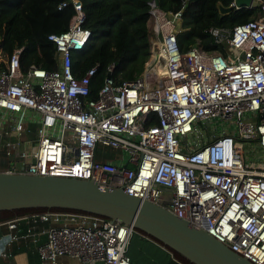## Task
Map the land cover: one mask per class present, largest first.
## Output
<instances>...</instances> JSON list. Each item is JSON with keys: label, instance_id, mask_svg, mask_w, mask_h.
<instances>
[{"label": "built area", "instance_id": "built-area-1", "mask_svg": "<svg viewBox=\"0 0 264 264\" xmlns=\"http://www.w3.org/2000/svg\"><path fill=\"white\" fill-rule=\"evenodd\" d=\"M187 1L174 11L148 1L150 54L142 71L117 81L109 63L95 97L89 93L98 64L80 76L72 68V52L91 37L82 0L57 4L73 14L65 30L47 35L56 68L23 67L24 45L5 53L0 37V170L121 187L264 264V0H230L232 9L257 13L232 27L209 26L217 48L197 41L181 50L176 34ZM27 217L31 226L7 241L31 235L39 264H63V256L132 264L131 224L67 209ZM17 219L8 227L17 228ZM40 223L42 240L33 236ZM167 251L178 264H193Z\"/></svg>", "mask_w": 264, "mask_h": 264}, {"label": "trees", "instance_id": "trees-1", "mask_svg": "<svg viewBox=\"0 0 264 264\" xmlns=\"http://www.w3.org/2000/svg\"><path fill=\"white\" fill-rule=\"evenodd\" d=\"M60 0H0V37L5 53L24 45L23 67L35 63L47 69L56 68L55 45L47 38L50 32L67 28L73 14L71 6L57 8ZM149 0H82L86 24L91 37L86 45L72 52V68L80 76L86 68L98 64L90 84V97H95L106 75V66L114 63L112 75L117 81L136 77L150 54L147 16ZM164 10H177L181 0H158ZM229 5L230 0H188L182 11L181 30L176 37L179 48L186 50L199 41L206 49L219 47L207 32L211 25L232 27L254 17V11L245 7L221 14L217 4ZM12 15L10 18L9 16ZM25 25L28 37L19 34ZM16 22L12 29L10 23ZM12 35V36H11ZM44 207H26L0 210V223L29 213L45 210ZM60 209V208H52ZM25 231V229H24ZM161 243L139 230L130 238L128 254L132 264H178ZM169 249V248H168ZM181 261L189 260L169 249Z\"/></svg>", "mask_w": 264, "mask_h": 264}, {"label": "water", "instance_id": "water-1", "mask_svg": "<svg viewBox=\"0 0 264 264\" xmlns=\"http://www.w3.org/2000/svg\"><path fill=\"white\" fill-rule=\"evenodd\" d=\"M158 3V0H155ZM240 6L251 0H235ZM221 14L232 10L218 3ZM44 207L76 210L131 224L147 237L175 250L193 264H254L205 230L166 207L91 179L0 170V210ZM8 235L0 239V249Z\"/></svg>", "mask_w": 264, "mask_h": 264}, {"label": "crops", "instance_id": "crops-1", "mask_svg": "<svg viewBox=\"0 0 264 264\" xmlns=\"http://www.w3.org/2000/svg\"><path fill=\"white\" fill-rule=\"evenodd\" d=\"M28 214L17 217L16 220L17 228L11 229L8 227L7 221L0 223V239L8 233H18L23 231L27 227L31 226V221ZM45 223H40L35 226L34 237L38 240L44 238L42 228ZM5 255L0 254V264H39V257L37 255L35 244L32 241V236L20 237L19 239L7 241L4 243ZM63 264H79V262L72 257L63 256Z\"/></svg>", "mask_w": 264, "mask_h": 264}, {"label": "rangeland", "instance_id": "rangeland-1", "mask_svg": "<svg viewBox=\"0 0 264 264\" xmlns=\"http://www.w3.org/2000/svg\"><path fill=\"white\" fill-rule=\"evenodd\" d=\"M253 11H254V14L255 13H257V10L254 8L253 9ZM10 18L12 17V15H10L9 16ZM17 20H19V19H17ZM19 21H21V20H19ZM16 22H14V23H10V25H9V27H10V29H12V27H13V25L15 24ZM21 23V26H20V28H19V31H18V33H17V35L15 36V38L13 39V41H18V36H19V34H20V32H21V34H24L25 36H27L28 37V33H27V30L25 29V25L23 24V22L21 21L20 22ZM12 36V35H11ZM231 128H233V126H231L230 127V129ZM187 138L188 139H194L195 137H194V135H188L187 136ZM115 152H117V153H119V151L117 150V151H115ZM245 153H246V157L248 158V159H250V156L252 155V152L251 151H248V149H246L245 150ZM111 154H114V151L112 150V153ZM20 163H21V160H18L17 162H15L14 164H15V166H17V165H20Z\"/></svg>", "mask_w": 264, "mask_h": 264}]
</instances>
